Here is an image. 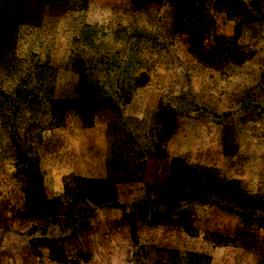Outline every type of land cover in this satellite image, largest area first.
<instances>
[{"label": "rangeland", "instance_id": "rangeland-1", "mask_svg": "<svg viewBox=\"0 0 264 264\" xmlns=\"http://www.w3.org/2000/svg\"><path fill=\"white\" fill-rule=\"evenodd\" d=\"M252 2L34 7L11 58L0 53V264H264V229L237 215L264 211V5ZM174 185L233 213L132 210Z\"/></svg>", "mask_w": 264, "mask_h": 264}, {"label": "trees", "instance_id": "trees-1", "mask_svg": "<svg viewBox=\"0 0 264 264\" xmlns=\"http://www.w3.org/2000/svg\"><path fill=\"white\" fill-rule=\"evenodd\" d=\"M38 4L51 5L60 11H70L81 13L87 9V0H3L0 5V53L6 57H10L8 52L3 50L9 48L17 38L20 27L31 21L34 7ZM257 4L264 5V0H253L252 7L257 10ZM263 32H264V17H262ZM11 58V57H10ZM235 58V59H233ZM233 58L234 63L243 62L246 59L244 53L235 48ZM226 148V143H222ZM29 177L27 187L34 202L40 208L47 209L46 203L41 196L40 185L32 181ZM151 197L144 202H136L131 204V208L135 212H153V211H169L181 210L183 205L196 203L199 205H209L220 212L232 214L229 207L217 205L211 201L209 193L202 187L187 188L182 185H174L168 188L155 189L152 188ZM122 209L124 206L114 203L112 206ZM231 209V207H230ZM237 215L241 222L251 225L256 229H264V211L258 213L251 207L237 211ZM162 213V212H161Z\"/></svg>", "mask_w": 264, "mask_h": 264}]
</instances>
